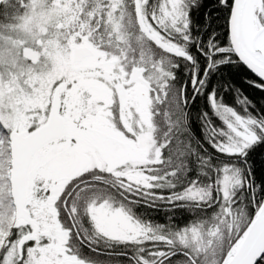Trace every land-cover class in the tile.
Segmentation results:
<instances>
[{
  "label": "snow or ice",
  "instance_id": "snow-or-ice-1",
  "mask_svg": "<svg viewBox=\"0 0 264 264\" xmlns=\"http://www.w3.org/2000/svg\"><path fill=\"white\" fill-rule=\"evenodd\" d=\"M242 85L264 0H0V264H264Z\"/></svg>",
  "mask_w": 264,
  "mask_h": 264
},
{
  "label": "trees",
  "instance_id": "trees-1",
  "mask_svg": "<svg viewBox=\"0 0 264 264\" xmlns=\"http://www.w3.org/2000/svg\"><path fill=\"white\" fill-rule=\"evenodd\" d=\"M242 87L246 95L250 96V98L254 100H259V103L264 105V100L259 99L261 96H264V94L256 92V90L249 88L247 85H242ZM258 167L260 166L258 165Z\"/></svg>",
  "mask_w": 264,
  "mask_h": 264
}]
</instances>
